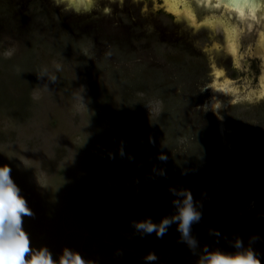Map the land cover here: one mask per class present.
<instances>
[{
	"label": "rangeland",
	"instance_id": "obj_1",
	"mask_svg": "<svg viewBox=\"0 0 264 264\" xmlns=\"http://www.w3.org/2000/svg\"><path fill=\"white\" fill-rule=\"evenodd\" d=\"M167 9L0 0V167L31 210L32 249L57 262L65 249L88 264H199L253 250L264 264V100L244 99L264 78L253 62L264 34L246 36L236 56L231 24L194 26ZM223 75L238 82L225 99L205 91ZM223 114L232 131L221 137ZM185 190L201 213L194 247L177 223L162 238L134 228L177 215Z\"/></svg>",
	"mask_w": 264,
	"mask_h": 264
},
{
	"label": "clouds",
	"instance_id": "obj_2",
	"mask_svg": "<svg viewBox=\"0 0 264 264\" xmlns=\"http://www.w3.org/2000/svg\"><path fill=\"white\" fill-rule=\"evenodd\" d=\"M57 4L62 0H56ZM69 4L77 2L84 6L86 10V0H68ZM77 11L80 8L76 9ZM57 71L60 65H56ZM47 68L40 73L46 74ZM218 76L217 72L213 73ZM39 79V76H38ZM50 80L56 83L58 78L51 75ZM229 83L225 81L224 84ZM224 84H218L217 80L208 85L206 90H214L216 92L225 91ZM228 91H235L229 89ZM77 99L83 102V97L78 96ZM244 99L249 102H259L264 100V78H262L259 92L252 91ZM235 102V101H234ZM11 168L7 165L0 167V264H88L79 253L72 252L69 249L63 251L59 261L53 259L52 254L47 248L34 250L31 247V241L28 234L23 230V217L32 215L31 210L27 206V201L20 195V190L11 178ZM181 195L185 196L182 201H174L177 207V215L172 218H165L159 225L146 220L139 223L134 222V228L144 234L156 233L157 237L162 238L172 223L178 224V231L181 233V239L187 242L192 248L196 245V241L191 237V226L201 219V213L196 210L193 202L192 194L184 191ZM239 247L243 249V243L239 242ZM147 259L154 261V254H150ZM199 264H261L253 250H244L237 254H225L220 251L207 253L204 255Z\"/></svg>",
	"mask_w": 264,
	"mask_h": 264
},
{
	"label": "water",
	"instance_id": "obj_3",
	"mask_svg": "<svg viewBox=\"0 0 264 264\" xmlns=\"http://www.w3.org/2000/svg\"><path fill=\"white\" fill-rule=\"evenodd\" d=\"M174 7L186 12L192 17H195V24L192 19L190 22L196 26L202 22L223 21L232 25H238L240 37L245 33H259L261 39L264 30V0H165ZM168 13L175 17H180L181 14L174 13L167 9ZM179 15V16H178ZM233 20L236 21L233 24ZM241 23L240 25L237 23ZM246 26V27H244ZM241 31V32H240ZM259 44V42H258ZM260 48V47H258ZM257 48V49H258Z\"/></svg>",
	"mask_w": 264,
	"mask_h": 264
},
{
	"label": "flooded vegetation",
	"instance_id": "obj_4",
	"mask_svg": "<svg viewBox=\"0 0 264 264\" xmlns=\"http://www.w3.org/2000/svg\"><path fill=\"white\" fill-rule=\"evenodd\" d=\"M233 22V24H235L236 23V21L235 20H233L232 21ZM239 25L241 24V23H239V22H237ZM242 25V24H241ZM229 26H233V27H237V29H239V27H238V25H229ZM244 27H246V26H244ZM241 32V31H240ZM256 32H258V31H256V29L255 30H253V34H255ZM252 33V32H251ZM251 33H245L243 36H241L240 37V33H239V36H238V39H237V43H238V53H236V52H234V51H232V49L230 50V49H228V50H230V51H232L234 54H236V56L237 55H239V52H240V47H241V43L245 40L244 38L246 37V36H248V35H251ZM259 36V35H258ZM228 45L230 44V40H228V43H227ZM254 44H257V40H255V42H254ZM257 46V45H256ZM261 49L260 48H258V49H256V47H255V49H254V57H253V62L255 63V65H254V69H255V71L256 72H263L262 74L264 75V68H263V66H262V62H263V60H262V58H264V57H262V55H261V51H260ZM258 55V56H257ZM259 55H261V56H259ZM264 55V54H263ZM219 56H220V59H226V58H228V55L226 54V52H224L223 53V55L222 54H219ZM262 57V58H261ZM262 68H263V70H262ZM216 69H218V71L216 70ZM221 72V73H223L224 75H225V70L223 69V68H215V70H214V72ZM224 75L222 76V77H220L221 79L220 80H229V83H228V85H227V87H226V89L228 88V89H231L232 90V88H234V89H236V84L238 83V82H236V81H233L232 79H230V78H228L227 76H225L224 77ZM215 77V76H214ZM261 86V85H260ZM230 92V91H229ZM229 92H223V93H221V94H223L224 96H223V98L225 99L226 98V93L227 94H229ZM220 94V95H221ZM219 96V95H218ZM218 98V97H217ZM216 98V100H218ZM211 106V105H210ZM224 106V111H225V109L227 108V105H223ZM207 108H210V107H207ZM224 115V117H225V123H223V126L221 127V132H220V135H221V137L222 136H224V134H229L231 131H232V128H227V126H229V124L227 123V121H226V115L225 114H223ZM234 131V130H233Z\"/></svg>",
	"mask_w": 264,
	"mask_h": 264
},
{
	"label": "bare ground",
	"instance_id": "obj_5",
	"mask_svg": "<svg viewBox=\"0 0 264 264\" xmlns=\"http://www.w3.org/2000/svg\"><path fill=\"white\" fill-rule=\"evenodd\" d=\"M166 4L169 6V10L170 11H173V12H175V13H179V10L180 9H178V8H176V7H174L173 5H171L170 3H168L167 1H166ZM187 14V13H186ZM187 15H189V14H187ZM190 16V15H189ZM188 17V16H187ZM192 17V16H191ZM189 18V17H188ZM195 19V18H194ZM263 35V34H262ZM238 36H239V30L237 29V27H233V26H230V37L231 38H233V44H232V46H233V48L235 49V50H238V43H237V39H238ZM217 70V69H216ZM217 73H220V75H218V78H219V76H221L223 73H221V72H217ZM228 82H229V80H227ZM219 84V83H218ZM228 84V83H227ZM227 84H224V88H225V90H227L226 89V87H227ZM218 93V92H217ZM218 95V94H217Z\"/></svg>",
	"mask_w": 264,
	"mask_h": 264
},
{
	"label": "snow or ice",
	"instance_id": "obj_6",
	"mask_svg": "<svg viewBox=\"0 0 264 264\" xmlns=\"http://www.w3.org/2000/svg\"><path fill=\"white\" fill-rule=\"evenodd\" d=\"M217 75H220V73H217Z\"/></svg>",
	"mask_w": 264,
	"mask_h": 264
}]
</instances>
